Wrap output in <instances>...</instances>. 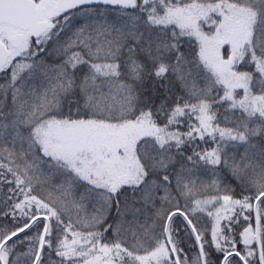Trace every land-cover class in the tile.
<instances>
[{"label":"trees","instance_id":"obj_1","mask_svg":"<svg viewBox=\"0 0 264 264\" xmlns=\"http://www.w3.org/2000/svg\"><path fill=\"white\" fill-rule=\"evenodd\" d=\"M177 1L163 5L160 0H136L134 7L124 10L91 8L67 13L66 16H75L87 11H106L112 18L102 23V30H93V34L88 32L76 44H61L67 38L64 35L58 37L56 33L45 40L33 41L30 44L33 67L14 85L11 75L0 71V108L6 100L2 90L11 94L20 88L29 101L34 96L40 100L47 95L46 102H41L39 108L48 102L49 113L40 110L37 115L43 120L95 122L115 127L145 124L164 129L176 137V141L162 148L151 138L138 141L142 182L139 186L120 187L106 208L104 223L102 214L94 226L85 227L79 224L71 208L61 209L53 201L54 193H62L58 190L62 183L68 186L70 182L55 175L57 171L43 153L38 151L36 157L24 150L13 134L0 135V245L34 218L46 216L50 225L38 264H176L162 231L170 214L179 211L189 218L200 241L202 239L204 258L205 243L213 251L219 246L220 257L237 252L246 264H261L258 249L250 254L240 241L242 230L255 219L254 198L248 192L251 187L234 175L230 176L233 169L227 165L230 149L223 148L218 136L209 135L203 122L206 107L217 114L213 121L215 127L229 124L228 127L234 128L236 123L238 125L237 120L244 119H237L241 117L231 113L232 103L226 100V92L201 64L190 36L169 24L175 22L169 9L194 3ZM70 22L65 23L62 19L56 24L59 29H65ZM81 26L76 31L79 37ZM73 28L68 29L73 32ZM262 30L260 27L259 34ZM173 33L176 40L171 37ZM263 48L260 45L258 49L262 51ZM42 61L45 65L48 61L51 64L45 68L39 65L33 70L35 64ZM104 65L112 66V73L98 74ZM252 77L254 79V75ZM261 77L264 79L263 75L256 79L262 82ZM44 91L45 94L40 93ZM259 120L264 126V119L260 117ZM252 127L254 123L247 128L246 135L248 140L256 136V141L247 144L246 148L255 144L264 148V129L262 131L261 127L258 134L254 132L256 129H250ZM211 144L218 150L206 153L212 149ZM2 156L13 158V163ZM24 172L33 179L23 180L20 194L15 193L18 178ZM193 176H196L195 182L190 179ZM220 176L219 190L224 193V203L232 207L234 219L224 222L218 242H214L211 219L198 215L206 220L200 226L196 225L189 213L198 198L187 196L184 191L186 187L197 188L199 192L206 190L204 181L213 182ZM84 185L76 182L77 194L84 188L91 190ZM96 197L100 196H93ZM17 206L22 209L17 211L14 208ZM186 227L187 231L183 233L185 247L197 251L195 257H198L194 234L187 224ZM45 228V221H37L7 244L2 252L4 264H34ZM176 238L172 246L178 262L187 264L181 239L178 235ZM261 249L264 261V245Z\"/></svg>","mask_w":264,"mask_h":264},{"label":"rangeland","instance_id":"obj_2","mask_svg":"<svg viewBox=\"0 0 264 264\" xmlns=\"http://www.w3.org/2000/svg\"><path fill=\"white\" fill-rule=\"evenodd\" d=\"M135 1H132L130 8L135 6ZM160 2L166 5L172 0H160ZM177 2L194 3L192 6L183 5L179 8L174 7L173 10L169 9L175 19V22L170 21L169 24L175 25L182 34L190 36L193 45L197 47L201 64L211 73L218 86L226 92V100L232 103L231 113L241 117L237 119H244L237 120L238 125L236 126V123L234 128L228 127L229 124L221 128L215 127L213 121L217 114L206 107L203 122L206 125V132L209 135L218 136L219 141L223 143V148L230 149L227 165L229 164V167L232 166L233 169H229L231 172L229 174L251 187L248 192L254 198L252 202L254 208L257 198L264 194V148L257 144L246 148L247 144L256 141L254 139L256 136L248 140L246 130L248 131L247 128L253 123L254 127L250 129L253 131L256 129L255 133L259 134L261 127L262 131L264 129L259 120L260 117L264 119V79L261 77L263 84L260 79H256L257 76H264V48L262 51L258 49L260 45L264 47V0H178ZM56 5L57 0L37 2V19L44 26L37 36L14 24H0V41L7 48L9 58L0 71L11 75L13 85L33 67L30 58V44L33 41L45 40L56 33L58 37L64 35L67 38V41L61 44L66 46L76 44L82 40L81 36H85L88 32L93 34V30H102L104 22H109L112 18L106 11H87L75 16H66L65 13L56 11ZM62 19L65 23L72 20L68 24L69 27L65 28L66 30L57 27L56 22ZM80 25H82V31L80 30L79 37L76 31ZM72 27L75 29L73 32L68 29ZM260 27L263 30L259 34ZM18 36L23 39L22 47H17L13 43ZM171 37L174 40L177 38L174 33ZM42 63L35 64L33 70H37L39 65L45 68L51 64L50 61L46 62L47 65L44 61ZM55 70L56 67L53 71ZM53 71L50 76L53 75ZM112 71V66L104 65L97 73L106 76ZM165 73L163 70V74ZM13 91L9 94L2 90L6 100L0 108V135L13 134L21 147L29 150L36 157L39 154L38 151L43 153L57 171L55 175L70 182L68 186L62 183L58 189L62 193L58 195L54 193L53 201L61 209L62 207L71 208L79 224L85 227L94 226L102 214L101 220L104 223L106 208L112 200V195L118 192L120 187L139 186L142 182L143 168L137 154L138 141L151 138L161 148L176 141V137L166 130L145 124L115 127L95 122L43 120L37 118V115L40 110L49 113L51 106H48V102L45 103L46 106L39 108L41 102H46L47 95L42 96L43 99L36 100L35 92L34 97L29 101V98L20 92V88ZM40 93L45 94V91ZM224 116L226 117L225 114ZM209 146L213 147L212 144ZM215 147L207 150L206 153L218 150ZM239 147L243 148L235 150ZM6 159L12 163L14 161L11 157ZM62 173L66 176L64 177ZM195 178L196 176H193L190 179L195 182ZM220 178L221 176L214 178L213 182L208 179L204 181L203 187L206 190L199 192L197 188L190 190L186 187V192L184 191L187 196L198 198L193 210L189 213L195 219L196 225L200 226V223L206 220L198 215H205L211 219L214 242H218L224 222L234 219L232 207L224 203L225 197L222 196L224 193L219 190ZM31 179L33 177L24 172L22 177L18 178L14 192L20 194L23 180L29 182ZM77 181L90 187L91 190L84 188L77 194L75 187ZM214 183V188L210 189L209 187H212ZM94 195L100 197L94 199ZM14 208L17 211L22 209L20 206ZM258 212L260 217L258 235L255 219L249 226H245L240 235L245 251L248 249L250 254L258 249V242L261 246L264 245V199L258 205ZM185 231H187L186 223L176 215L169 226L170 241L174 245L178 235L186 263L201 264L199 256L195 257L198 252L193 248L189 250L185 247L186 241L183 234ZM162 233L164 237V227ZM204 248L206 264H222L223 257H220L222 253L219 246H215L213 251L204 243ZM245 251L243 252L246 255ZM227 264L241 263L238 259L230 258Z\"/></svg>","mask_w":264,"mask_h":264},{"label":"water","instance_id":"obj_3","mask_svg":"<svg viewBox=\"0 0 264 264\" xmlns=\"http://www.w3.org/2000/svg\"><path fill=\"white\" fill-rule=\"evenodd\" d=\"M132 1L133 0H57L56 11L60 13H68V12H74V11L84 10L88 8H107V9H112V10H124L129 7ZM36 11H37V6L35 3H30L27 1H23V0H0V24L2 23L16 24L20 27H24L30 30L32 35L36 36L40 33V31L43 28V26L39 24L35 18ZM7 62H8L7 49L0 42V68H3L7 64ZM263 198H264V194H262L261 196L257 198L256 203H255V208H254L257 235H258V226H259L257 209H258V203ZM176 215L183 216L186 222L188 223L190 229L192 230L194 234L196 243L198 245L201 264H205L200 238L197 235L191 222L181 212L172 213L167 219L166 226H165V240L173 256L175 263L179 264L178 259L176 257V254L174 252V249L169 239V225H170L172 218ZM40 220H43L46 222V228H45L44 236H43L42 243L40 246V250L38 252V255H37V258L34 264L39 263L42 257L43 251H44L45 242H46L47 234L49 231V225H50L49 219L46 216H38L34 218L25 228L12 234L11 236L6 238L2 242V244L0 245V264H4L3 257H2V252H3L4 247L10 242H12L13 240H15L16 238H18L24 232H26L35 222L40 221ZM258 253H259L261 264H264L263 258H262V249H261V245L259 242H258ZM232 256L238 257L242 261L243 264H246L245 261L242 259V257L238 253H231L227 255L223 259L222 264H226L227 260Z\"/></svg>","mask_w":264,"mask_h":264},{"label":"flooded vegetation","instance_id":"obj_4","mask_svg":"<svg viewBox=\"0 0 264 264\" xmlns=\"http://www.w3.org/2000/svg\"><path fill=\"white\" fill-rule=\"evenodd\" d=\"M23 1H27V2H30V3H35L36 4V6H37V2L38 1H40V0H23ZM35 18H36V20L38 21V19H37V11H36V13H35ZM22 28H24V27H22ZM25 30H28V29H26V28H24ZM22 38H20L19 36L18 37H16L14 40H13V43L14 44H16L15 46H17V47H22Z\"/></svg>","mask_w":264,"mask_h":264}]
</instances>
